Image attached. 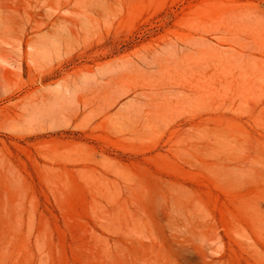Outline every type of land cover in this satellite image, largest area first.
<instances>
[{"label":"rangeland","instance_id":"374dc122","mask_svg":"<svg viewBox=\"0 0 264 264\" xmlns=\"http://www.w3.org/2000/svg\"><path fill=\"white\" fill-rule=\"evenodd\" d=\"M0 264H264V0H0Z\"/></svg>","mask_w":264,"mask_h":264}]
</instances>
